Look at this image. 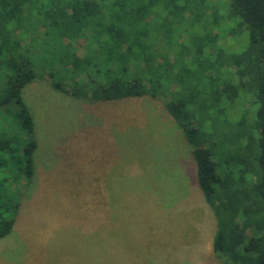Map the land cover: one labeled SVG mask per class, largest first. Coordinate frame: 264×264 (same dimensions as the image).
Masks as SVG:
<instances>
[{
	"label": "trees",
	"instance_id": "16d2710c",
	"mask_svg": "<svg viewBox=\"0 0 264 264\" xmlns=\"http://www.w3.org/2000/svg\"><path fill=\"white\" fill-rule=\"evenodd\" d=\"M41 78L74 99H164L219 264H264V0H0V240L33 180L23 92Z\"/></svg>",
	"mask_w": 264,
	"mask_h": 264
},
{
	"label": "rangeland",
	"instance_id": "374dc122",
	"mask_svg": "<svg viewBox=\"0 0 264 264\" xmlns=\"http://www.w3.org/2000/svg\"><path fill=\"white\" fill-rule=\"evenodd\" d=\"M23 96L35 120L34 175L0 264L220 263L214 216L164 99H74L43 78Z\"/></svg>",
	"mask_w": 264,
	"mask_h": 264
},
{
	"label": "bare ground",
	"instance_id": "6f19581e",
	"mask_svg": "<svg viewBox=\"0 0 264 264\" xmlns=\"http://www.w3.org/2000/svg\"><path fill=\"white\" fill-rule=\"evenodd\" d=\"M212 115V114H211Z\"/></svg>",
	"mask_w": 264,
	"mask_h": 264
}]
</instances>
